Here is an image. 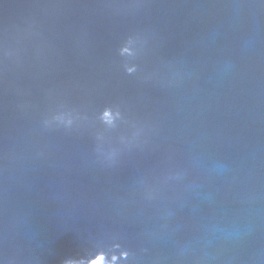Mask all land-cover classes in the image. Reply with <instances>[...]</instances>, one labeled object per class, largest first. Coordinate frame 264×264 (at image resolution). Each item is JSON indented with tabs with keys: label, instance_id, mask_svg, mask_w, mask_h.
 Segmentation results:
<instances>
[{
	"label": "water",
	"instance_id": "1",
	"mask_svg": "<svg viewBox=\"0 0 264 264\" xmlns=\"http://www.w3.org/2000/svg\"><path fill=\"white\" fill-rule=\"evenodd\" d=\"M101 251L264 264V0H0V264Z\"/></svg>",
	"mask_w": 264,
	"mask_h": 264
},
{
	"label": "clouds",
	"instance_id": "2",
	"mask_svg": "<svg viewBox=\"0 0 264 264\" xmlns=\"http://www.w3.org/2000/svg\"><path fill=\"white\" fill-rule=\"evenodd\" d=\"M129 49L127 46H124L120 49V55L123 56L124 53L128 52ZM129 73L133 71V69H127ZM119 113H116L118 116ZM101 119L106 124H112L114 122V115L111 109H105L101 115ZM118 247V246H117ZM128 252L122 251L119 256L116 254H111L110 256L106 252H98L93 258L90 259H66L63 264H119L120 260L127 259Z\"/></svg>",
	"mask_w": 264,
	"mask_h": 264
}]
</instances>
